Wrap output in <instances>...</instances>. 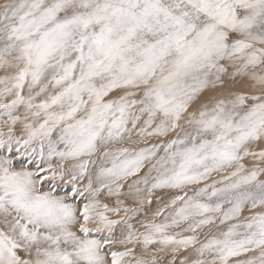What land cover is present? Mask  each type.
<instances>
[{"label":"snow or ice","instance_id":"6c2138e0","mask_svg":"<svg viewBox=\"0 0 264 264\" xmlns=\"http://www.w3.org/2000/svg\"><path fill=\"white\" fill-rule=\"evenodd\" d=\"M0 264H264V0H0Z\"/></svg>","mask_w":264,"mask_h":264}]
</instances>
